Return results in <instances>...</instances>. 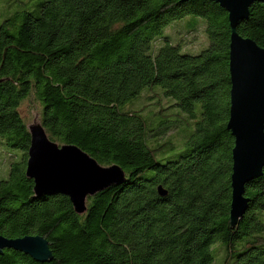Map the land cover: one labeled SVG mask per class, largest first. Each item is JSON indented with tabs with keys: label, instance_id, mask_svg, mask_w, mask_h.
<instances>
[{
	"label": "trees",
	"instance_id": "trees-1",
	"mask_svg": "<svg viewBox=\"0 0 264 264\" xmlns=\"http://www.w3.org/2000/svg\"><path fill=\"white\" fill-rule=\"evenodd\" d=\"M9 2L17 9L0 16V145L20 157L0 163V236H40L52 260L5 249L0 264H264V168L245 186L244 215L233 227L229 218L227 13L210 0ZM187 16L208 39L196 55L163 35ZM237 33L264 49V4L251 5ZM27 101L49 140L120 167L124 182L87 197L83 214L66 196L35 198L19 112Z\"/></svg>",
	"mask_w": 264,
	"mask_h": 264
},
{
	"label": "water",
	"instance_id": "water-1",
	"mask_svg": "<svg viewBox=\"0 0 264 264\" xmlns=\"http://www.w3.org/2000/svg\"><path fill=\"white\" fill-rule=\"evenodd\" d=\"M228 15L230 28L228 70L230 79L229 118L226 129L234 138L232 149L231 204L233 227L247 210L245 186L262 176L264 168V49L237 33L249 8L264 0H210ZM30 146L26 177L33 181V196L63 195L77 214L86 210L87 197L120 185L125 180L116 165L104 167L75 145H58L39 125L28 127ZM160 197L166 192L158 188ZM13 250L37 263L52 260L47 241L40 236L7 239L0 236V254Z\"/></svg>",
	"mask_w": 264,
	"mask_h": 264
},
{
	"label": "rangeland",
	"instance_id": "rangeland-1",
	"mask_svg": "<svg viewBox=\"0 0 264 264\" xmlns=\"http://www.w3.org/2000/svg\"><path fill=\"white\" fill-rule=\"evenodd\" d=\"M27 1L28 5H31L33 3H36L38 0H23ZM9 0H0V16L6 14L7 12H10L8 15L12 14L14 11H16V6L11 5L8 6ZM8 15H5L7 17ZM4 18H0V23ZM195 21H197L195 18L191 16L184 17L180 20L174 21L170 23L164 30L163 35L169 36L171 42L173 44H177L180 46V53L182 54H189V55H196L200 53L202 50L206 49L208 46V39L206 36V33L204 30H193L195 27ZM196 31V32H195ZM190 33V34H189ZM181 38V39H180ZM181 40V41H179ZM19 112L24 119V121L27 123L28 127L37 125L39 123V117H40V110L37 104L34 102H24ZM176 129L167 131L165 135L160 136L159 141H164L170 138L171 136L176 135ZM174 140V139H173ZM182 141H177V149L174 152H169L167 154V157L173 156L175 153H178L182 150L184 145L182 146ZM14 153L17 156V159L20 157V152L14 149H9L4 145H0V163L5 159V156L10 153ZM18 161V160H14ZM221 257V252H218L219 259Z\"/></svg>",
	"mask_w": 264,
	"mask_h": 264
}]
</instances>
